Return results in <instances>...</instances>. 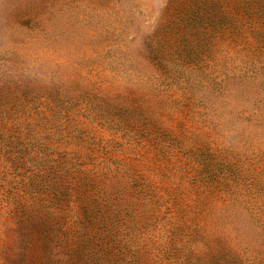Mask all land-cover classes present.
<instances>
[{"label": "rangeland", "instance_id": "374dc122", "mask_svg": "<svg viewBox=\"0 0 264 264\" xmlns=\"http://www.w3.org/2000/svg\"><path fill=\"white\" fill-rule=\"evenodd\" d=\"M0 264H264V0H0Z\"/></svg>", "mask_w": 264, "mask_h": 264}]
</instances>
